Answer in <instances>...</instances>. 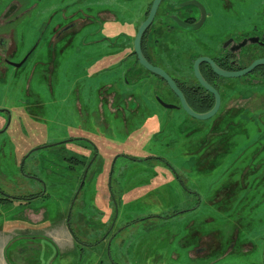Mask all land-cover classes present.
I'll use <instances>...</instances> for the list:
<instances>
[{"label": "rangeland", "instance_id": "rangeland-1", "mask_svg": "<svg viewBox=\"0 0 264 264\" xmlns=\"http://www.w3.org/2000/svg\"><path fill=\"white\" fill-rule=\"evenodd\" d=\"M263 3L248 0L245 5L258 10ZM39 37L27 38L24 47L31 48ZM47 39L45 33L38 51L46 55L42 63L54 54L53 76L34 65L23 67L18 81L10 70L0 73V108L15 115L0 134V247L4 244L6 264H262L264 137L258 133L264 127L248 115L233 119L236 125L213 150L212 119L196 121L156 103L150 107L149 101L148 109L129 103L134 116L124 111L123 96L115 113L112 104L101 105L99 93L84 79L77 52L82 43L61 41L55 53L48 46L44 54ZM15 85L24 95L13 103ZM139 91L142 101L154 93L150 86ZM160 97L174 102L166 93ZM4 124L0 116V129ZM221 131L219 125L216 133ZM77 132L89 133L102 160L114 164L104 171L93 166L91 180L88 175L79 192L82 165L69 158L74 152L85 160L87 145L65 142ZM22 162L23 172L17 166ZM41 192L43 198L26 204L1 196ZM111 195L123 197L117 198V210ZM64 229L82 246L59 248L54 236ZM229 237L232 251L226 257Z\"/></svg>", "mask_w": 264, "mask_h": 264}, {"label": "flooded vegetation", "instance_id": "flooded-vegetation-1", "mask_svg": "<svg viewBox=\"0 0 264 264\" xmlns=\"http://www.w3.org/2000/svg\"><path fill=\"white\" fill-rule=\"evenodd\" d=\"M153 1L0 0V73L4 74L10 70L11 79L18 81L21 69L34 65L35 68L38 66L40 71L49 70L53 76L57 70L55 63L52 62L54 54L52 61L42 63L41 58L44 55L38 51L42 36L48 33L49 40L47 39L44 54L48 53V46L49 52L55 53L56 43L61 41L74 46L82 43L77 52L82 58L86 74L84 79L92 91L99 93L102 106L105 102L112 104L117 113L120 110V98L123 96L124 111L133 113L134 116L136 112L133 106L130 109L129 103L134 102L136 108L148 109L149 101L150 107L152 103H156L164 108L161 105L164 103L173 107L164 109L174 110L191 118L183 110L180 98L168 83L142 66L135 52L134 44L138 31L149 18ZM247 1L161 0L140 37L139 45L143 59L150 67L170 77L193 112L207 113L215 104V95L202 85L196 77V70L203 82L219 96L218 111L210 118L213 150L217 142L223 141L229 135L239 118L244 119L248 115L251 120L258 121L264 127V3L258 10L246 9ZM41 12L45 13L40 17ZM37 35H40L39 39L31 48L26 49L24 47L26 39ZM177 53L180 54V58ZM257 62L262 63L237 78H226L216 72L217 70L228 74L245 72ZM212 64L217 69H214ZM143 86H150L154 91L147 95L149 98L146 101L141 100L143 93L139 91ZM13 89H16L11 90V100L14 103L20 100V94L24 95V91L16 85ZM162 93H166L174 102L167 104L163 97H160ZM0 116L5 120L4 126L0 129L2 134L7 131L15 115L11 109L2 107ZM219 125L222 131L216 133ZM103 128L104 126L97 127L98 130ZM91 134L93 138L102 140L100 133ZM86 135L89 133L77 132V136H70L65 141L82 142L87 145L82 147L87 150L86 161L75 158L74 152L69 158L74 161L75 166L78 163L82 165L78 192L87 181L93 166L100 171L114 166L102 160L99 155L100 147ZM258 137L262 139L264 131L259 132ZM93 157V161L90 162ZM118 157L121 156L115 159ZM125 157L127 159V156ZM149 158L150 156L146 160ZM130 161L138 162L134 158ZM17 166L23 172V162ZM93 174L94 172L90 173L89 181ZM107 175L104 177L107 178ZM27 176L33 179L32 176ZM37 195L44 197L42 192ZM1 196L5 202L17 200L25 204L31 201L30 198L37 197ZM117 198L121 199V196ZM117 198L111 195L109 200L115 210ZM116 219L117 214L114 223ZM74 241L82 245V242ZM231 243L229 237L224 252L226 257L232 251ZM244 244H250L252 248L256 246L253 240H245ZM210 250L204 247L205 252ZM224 255L219 256L216 261Z\"/></svg>", "mask_w": 264, "mask_h": 264}, {"label": "water", "instance_id": "water-1", "mask_svg": "<svg viewBox=\"0 0 264 264\" xmlns=\"http://www.w3.org/2000/svg\"><path fill=\"white\" fill-rule=\"evenodd\" d=\"M160 2H161V0H154L153 1L149 18L147 19V21L142 25V27L138 31V34H137V37H136V40H135V44H134L135 52H136V54L138 56V59L140 61V64L142 66L148 68L149 71H151L155 75L161 77L162 79H164L168 83V85L170 86V88L172 89V91L180 98L181 106H182L183 110L185 111V113L188 116H190L191 118H193V119H195L197 121H205V120H208V119L212 118L217 113V111H218L219 103H220L219 96L217 95V93L212 88H210L208 85H206L203 82V80L201 79V77H200V75H199V73H198L197 70L195 71L196 77L200 80V82L207 89V91H209V92H211L212 94L215 95V104H214L213 108L211 110H209L207 113H203V114H198V113L193 112L188 107V105L185 103V101H184L181 93L178 91L177 87L175 86L174 82L170 79V77L167 76L164 72H162V71H160L158 69H155L153 67H150L147 64V62L143 59V56H142L141 51H140V45H139L140 37H141V34L144 31V29L146 28V26L150 23L151 19L153 18L154 14H155V11L157 9V6L159 5ZM261 63L262 62L254 63L248 70H246L245 72H240V73H230V74H228V73L221 72L219 70H217V71L215 70V71L219 75H221L223 77H226V78H237V77L242 76L246 72H249L254 66H256L258 64H261ZM212 66H213L214 69H217V68L214 67L213 64H212ZM195 67H196V65H195ZM161 105L164 108H166V109H173L172 106L166 105L164 103H161ZM76 195H75V197H76ZM75 197H74V199H75Z\"/></svg>", "mask_w": 264, "mask_h": 264}, {"label": "crops", "instance_id": "crops-1", "mask_svg": "<svg viewBox=\"0 0 264 264\" xmlns=\"http://www.w3.org/2000/svg\"><path fill=\"white\" fill-rule=\"evenodd\" d=\"M121 198H123V197H121ZM75 219L78 222H81V220H82L81 218H79V215H76ZM54 241L58 244L57 246L59 248L64 249V250L74 249L75 245L82 246V245L75 243L73 236L71 234L70 235L68 234V230H65V233H63L62 231L60 233L56 232V234L54 236ZM3 246H4V244L2 245V247ZM2 247H0V264H6L5 259H3L1 256V251L3 250ZM5 247H6V244H5ZM4 252H5V249H4Z\"/></svg>", "mask_w": 264, "mask_h": 264}, {"label": "trees", "instance_id": "trees-1", "mask_svg": "<svg viewBox=\"0 0 264 264\" xmlns=\"http://www.w3.org/2000/svg\"><path fill=\"white\" fill-rule=\"evenodd\" d=\"M34 196V195H33ZM37 197L36 198H39V195H36ZM30 197H32V196H30ZM33 198H30V200H32ZM71 210V209H70ZM71 214V213H70ZM71 216V215H70ZM170 216H167L166 218H169ZM159 219H161L162 217H158ZM74 238V237H73ZM76 238V237H75ZM74 238V240H77V239H75Z\"/></svg>", "mask_w": 264, "mask_h": 264}, {"label": "snow or ice", "instance_id": "snow-or-ice-1", "mask_svg": "<svg viewBox=\"0 0 264 264\" xmlns=\"http://www.w3.org/2000/svg\"><path fill=\"white\" fill-rule=\"evenodd\" d=\"M262 264H264V261H262Z\"/></svg>", "mask_w": 264, "mask_h": 264}]
</instances>
